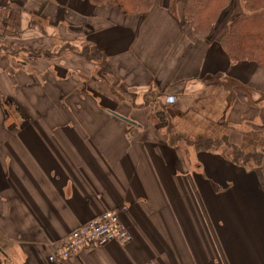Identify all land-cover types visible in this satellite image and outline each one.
<instances>
[{
  "label": "crops",
  "instance_id": "0c3cea01",
  "mask_svg": "<svg viewBox=\"0 0 264 264\" xmlns=\"http://www.w3.org/2000/svg\"><path fill=\"white\" fill-rule=\"evenodd\" d=\"M44 1L0 0L35 62H46L35 74L0 55V80L39 96L7 125L0 91V264H51L73 229L109 210L131 241L57 264H264V159L246 170L184 143L226 137L244 153L262 150L264 69L228 59L212 31L195 34L181 0L136 16ZM9 21L0 19V45L12 39ZM55 25L61 38L47 35ZM73 44L105 56L118 87L76 51L43 59L49 45Z\"/></svg>",
  "mask_w": 264,
  "mask_h": 264
},
{
  "label": "trees",
  "instance_id": "16d2710c",
  "mask_svg": "<svg viewBox=\"0 0 264 264\" xmlns=\"http://www.w3.org/2000/svg\"><path fill=\"white\" fill-rule=\"evenodd\" d=\"M93 6H110L123 16H136L148 13L156 0H82ZM184 21L198 35H208L221 20L233 0H181ZM243 14L232 22L225 32L218 35V45L222 52L233 62H248L264 69V0H241ZM67 46V45H65ZM61 52V51H60ZM60 52L54 54L59 56ZM62 53V52H61ZM37 56L39 54H36ZM48 55H52L48 53ZM78 56L87 63H92L99 71L98 77L114 78L113 88L118 87L109 61L97 50L84 47ZM118 89V88H116ZM183 138L171 139L176 144ZM184 143L196 151L221 153L231 163L241 165L246 170L261 166L264 159V148L256 153H244L233 146L226 137L221 140L208 138L184 139Z\"/></svg>",
  "mask_w": 264,
  "mask_h": 264
},
{
  "label": "rangeland",
  "instance_id": "374dc122",
  "mask_svg": "<svg viewBox=\"0 0 264 264\" xmlns=\"http://www.w3.org/2000/svg\"><path fill=\"white\" fill-rule=\"evenodd\" d=\"M37 1L38 2H45L44 0L43 1L37 0ZM47 5H48L47 3L38 4V6L41 10H44L45 6H47ZM52 5H55V3L52 2ZM180 6L181 7L183 6V2H181ZM28 8H30V6H28ZM10 13L11 12H9V11H2L0 13V19L1 18H7V16H9L10 21L7 24H8V29H11L10 33L12 35V36H10V37H12V39L5 40L4 45H0V55L1 56L5 55L4 57H6L8 55L10 58L9 62L10 63L14 62L15 67L18 70H24L27 72H31V73L34 72L35 74H39V71H42V69H44L46 67V62H43V64L35 62L34 58H37V57H34L33 55H30V53H29V52H32L34 50L32 48H29V46H27V44H24V43H26L24 41H27V39H29V37L28 36L25 37V35H23L24 34L23 31L16 29L18 27L17 26L18 23L17 24L15 23L16 21H14V18L15 17L17 18V16H15L14 14H10ZM243 13L244 12H243V8H242V1L241 0H233L232 4L228 8V10L224 13V15L221 17V20L217 23V25L212 30L211 37L216 38L218 35L223 34L225 32V30L228 28V26L232 22H234L239 16H241ZM78 15H80V14H77V16ZM25 17H29V16L25 15L23 17V19H25ZM17 21H18V18H17ZM52 21L54 23H56V22L58 23L57 17L53 16ZM62 24L65 25V23H62ZM59 27L60 26H57V25L53 26L52 29H50L48 27L49 31L47 32V35L49 37L61 38V36H62L61 31L62 30L61 29L57 30V28H59ZM38 32H41V31L39 30V31H37V33ZM41 33H43V32H41ZM38 34H40V33H38ZM5 37H7V36H5ZM5 37H1V41ZM49 46H50L48 48L49 50L45 51L44 53L45 54L51 53L52 55L50 56L47 54L46 56L49 58H43V59L46 61H49L47 63H53V64L55 62L54 60H56L54 58L57 57L54 54H56V53L58 54L61 51L63 53H61L58 57H61L62 55H64V57H66L65 59H70V58L74 57V55H72L73 54L72 51H74V53H75V51L79 53L84 48V46H82V44L81 45L73 44V46L67 45V46H63V47H59V46L57 47L55 45H53V46L49 45ZM26 52L29 54H27ZM69 53H71V54H69ZM65 55H67V56H65ZM12 57L14 58V60H12ZM1 60H3V59H1ZM0 62H2V61H0ZM56 62H58V61H56ZM2 64H3V67H5V65H7L8 63L2 62ZM74 64H75V68H76L77 63H74ZM62 73H63V70H60L59 75L63 76ZM37 79L42 80V78H37ZM22 80L24 81V79H22ZM40 83H42V82H40ZM7 89H9V90L12 89L13 93L6 94L7 91H9ZM2 90H5V92H6L4 94L1 93V98H2L1 100H2L3 104H5L3 117L6 118V120H7L6 124L8 125V123H11V122H16V123L19 122L18 125H20V121H21L20 112L25 110L24 106H27V107L30 105L34 106L32 104L38 100L37 99L38 94H36L34 92L33 93L24 92V88H20V86H18V85H16V88H13L11 86V83H7L6 81L3 82V80H0V91H2ZM38 98H39V96H38ZM95 99L98 100V98H95ZM125 101H127V98H125ZM98 102H101V101H98ZM161 108L162 109L158 108L155 112H157L159 116H162L163 119L168 118L167 111L163 107H161ZM28 112H30V110H28ZM55 112H56V110L50 108L48 110V116L49 117H55ZM163 124H164L163 130H165V131L170 130L169 126L167 125V122L164 121ZM18 127L19 126H17V128Z\"/></svg>",
  "mask_w": 264,
  "mask_h": 264
},
{
  "label": "built area",
  "instance_id": "2783aa9c",
  "mask_svg": "<svg viewBox=\"0 0 264 264\" xmlns=\"http://www.w3.org/2000/svg\"><path fill=\"white\" fill-rule=\"evenodd\" d=\"M130 241L131 235L119 213L109 210L73 229L63 240L60 249L49 255L48 261L57 264L87 250L98 249L110 243L125 245Z\"/></svg>",
  "mask_w": 264,
  "mask_h": 264
},
{
  "label": "water",
  "instance_id": "95a60500",
  "mask_svg": "<svg viewBox=\"0 0 264 264\" xmlns=\"http://www.w3.org/2000/svg\"><path fill=\"white\" fill-rule=\"evenodd\" d=\"M121 120H123L124 122H126V123H128V124H131V125H133L134 123L132 122V121H130V120H127V119H125V118H122V117H120V116H118Z\"/></svg>",
  "mask_w": 264,
  "mask_h": 264
}]
</instances>
